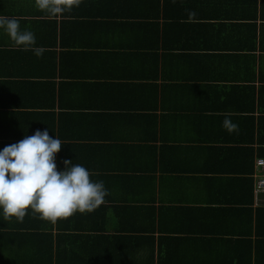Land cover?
Segmentation results:
<instances>
[{"label":"crops","instance_id":"crops-1","mask_svg":"<svg viewBox=\"0 0 264 264\" xmlns=\"http://www.w3.org/2000/svg\"><path fill=\"white\" fill-rule=\"evenodd\" d=\"M0 16L45 49L0 28V151L47 130L57 170L109 193L55 225L0 208V264H264V0H82L57 17L0 0Z\"/></svg>","mask_w":264,"mask_h":264},{"label":"clouds","instance_id":"clouds-1","mask_svg":"<svg viewBox=\"0 0 264 264\" xmlns=\"http://www.w3.org/2000/svg\"><path fill=\"white\" fill-rule=\"evenodd\" d=\"M81 2L35 0L36 7L51 17L71 12ZM189 16H195V12L190 11ZM0 28L17 47L32 50L37 57L45 51L35 46L36 37L32 31H21L16 18L0 16ZM222 126L229 133L239 131V125L227 116ZM61 146L57 136L52 138L47 130H37L34 135L0 151V208L4 220L15 217L22 222L31 208L41 219L55 225L58 220H66L77 212L91 213L105 202L109 193L104 181L94 182L86 167L65 160V170H57L56 154Z\"/></svg>","mask_w":264,"mask_h":264},{"label":"built area","instance_id":"built-area-1","mask_svg":"<svg viewBox=\"0 0 264 264\" xmlns=\"http://www.w3.org/2000/svg\"><path fill=\"white\" fill-rule=\"evenodd\" d=\"M256 191L264 192V158H258L256 160V171L253 175Z\"/></svg>","mask_w":264,"mask_h":264},{"label":"trees","instance_id":"trees-1","mask_svg":"<svg viewBox=\"0 0 264 264\" xmlns=\"http://www.w3.org/2000/svg\"><path fill=\"white\" fill-rule=\"evenodd\" d=\"M254 48H255V46H254ZM262 141H263L261 143L262 146L257 149L256 160L258 158H264V139ZM255 165H256V161H255Z\"/></svg>","mask_w":264,"mask_h":264}]
</instances>
